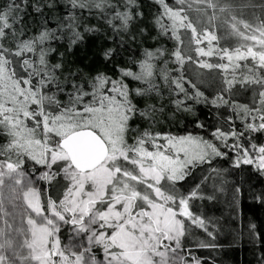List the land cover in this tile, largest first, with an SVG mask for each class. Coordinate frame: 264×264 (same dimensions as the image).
Listing matches in <instances>:
<instances>
[{"label": "snow or ice", "instance_id": "1", "mask_svg": "<svg viewBox=\"0 0 264 264\" xmlns=\"http://www.w3.org/2000/svg\"><path fill=\"white\" fill-rule=\"evenodd\" d=\"M185 2L178 0L181 5ZM206 2L209 7H216L211 0ZM70 3L73 8L103 9L108 0H70ZM157 3L162 7L157 23L164 34L171 32L182 45L180 30L190 29L196 45L208 42L207 50L198 46L196 53L202 57L213 55L211 45L217 40L214 33L197 32L184 8H173L167 0H157ZM20 9L21 4L10 0L7 7L0 10V40L9 32L14 33ZM116 19L127 25L131 16L128 12H117ZM165 19L169 23H164ZM232 20L235 21L233 31L245 42L232 50H220V58L227 59L228 63H197L208 69L218 67L227 71L231 67L233 78L227 81L231 88L240 62L251 59L252 67L239 82L260 85L264 89V20L255 26L236 21L235 16ZM238 24H242L245 31ZM52 38L54 34L44 31L35 39L21 40L15 51L0 44V128L10 137L9 143L0 148V154L8 155V159L0 160V214L4 218V226L0 227V264H97L91 255L96 245L104 250L105 264H176L175 258L170 260L169 253L175 254L181 247L186 231L185 219L181 217L205 231L207 228L205 220L189 208V200L197 193L178 196L174 184L185 178L189 165L210 162L211 157L224 153L213 143L191 134L176 136L144 130L134 137L133 143L128 142L129 121L137 113L150 118L155 111L154 106L139 109L131 98L132 92L144 96L156 87L152 80L154 56L151 52L146 53L139 73L121 70L122 77L142 81L146 88L130 89L124 79L113 80L98 74L90 82L91 91L72 83L73 91L62 103L54 93L45 91L50 84H56L58 90L63 91L56 77V70L62 65H49L43 47ZM26 53H32L36 59L23 58ZM110 54L111 50L105 56ZM173 56L181 67L186 60H192L180 47ZM13 57L21 58L16 62L20 75ZM257 70H262V74L258 75ZM176 84L183 92V85L179 81ZM259 97L264 106V90L259 92ZM218 99L227 103L222 96ZM176 103L179 106L182 102ZM238 107L246 114L260 112L261 123L248 127L264 130V108ZM217 134V138L236 136L235 132L225 133L219 129ZM258 152L254 158L243 149L236 166L256 163L257 168L264 170V146ZM9 153H14L16 159ZM25 155L48 169L41 174L42 180L51 183L63 173L69 183L59 203L51 197L45 202L41 191L27 180L21 159ZM53 166L56 171L52 170ZM5 189L12 212L5 207ZM17 200H22L26 207L19 213V226L13 228L7 217L15 220ZM61 224L73 226L77 236L87 234V246L79 245V251L70 244L62 246L58 235ZM86 254H89L87 259ZM180 260L182 262L183 258Z\"/></svg>", "mask_w": 264, "mask_h": 264}, {"label": "trees", "instance_id": "2", "mask_svg": "<svg viewBox=\"0 0 264 264\" xmlns=\"http://www.w3.org/2000/svg\"><path fill=\"white\" fill-rule=\"evenodd\" d=\"M9 2L0 0V10L5 9ZM15 2L21 4L17 13L19 22L15 25L14 33L9 32L0 40V44L15 51L21 40L35 39L44 31L54 34V38L46 41L43 47L47 51L49 65H62L56 70V77L63 91L58 90L56 84L48 85L45 91L54 93L62 103L67 101L68 93L73 91L72 83L91 91L90 82L98 74L113 80L124 79L130 89L146 88L147 85L142 81L122 77L121 70L139 73L141 62L147 58L146 53H153L152 80L156 87L144 96L132 92L131 98L139 109L154 106L155 111L150 118L137 113L129 121L128 142L133 143L134 137L144 130L176 136L191 134L213 143L224 153L211 157L210 162L189 165L185 178L174 184L178 196H188L193 191L197 193L196 197L189 200V208L205 220L207 228L205 231L181 217L185 219L186 231L177 252L182 255L183 261L176 264H264V170L257 168L256 163H241L239 166L235 163L243 149H247L255 158L259 154L258 149L264 146V130L248 127L249 124L258 126L261 123V113L252 111L246 114L238 107L247 105L250 109L264 108L259 102V92L264 89L260 85L239 82L241 76L246 75L252 67L251 59L240 62L241 67L235 72L236 82L231 88L227 85V81L233 78L231 67L225 71L218 67L202 68L197 63H228L227 59L220 58V50H232L245 42L233 31L232 24L235 21L232 17L255 26L264 20V0H211L215 8L209 7L206 0H186L183 5L178 0H167L173 8H184L197 32L210 31L216 35L217 40L211 45L213 55L208 57L199 56L195 51L198 46L207 50L208 42L196 45L190 29L180 30L184 41L182 45L178 44L171 32L164 34L157 23L162 11L157 0H133L132 3L129 0H108L110 6L106 5L103 9L73 8L70 0ZM221 8L226 10L221 11ZM117 12L130 14L127 25L116 19ZM164 23L169 22L165 19ZM238 27L245 31L242 24H238ZM177 47L181 48L185 56L192 57V60L185 61L183 67L173 56ZM109 50L111 54L106 57L105 53ZM23 58L35 60L36 56L26 53ZM20 59L13 57L18 75L22 74L16 63ZM257 74H262V70H257ZM176 81L183 85V92L177 87ZM197 92L202 95L197 96ZM221 96L227 103L218 99ZM214 100L216 103H213ZM177 101L182 103L177 106ZM29 126H32V122H29ZM217 129L225 133L235 132L236 136L217 138ZM9 140L6 131L0 128V148L7 145ZM146 147L152 150L150 145ZM9 155L13 160L16 159L14 153ZM6 159L8 155L0 154V160ZM21 159L22 171L27 180L41 191L42 199L46 202L51 197L59 203L69 183L63 173L49 183L40 179L41 174L48 171L45 166L36 164L26 155L21 156ZM52 170L56 171V166ZM4 195L5 207L12 212L8 191ZM16 204L19 207L15 209V220L11 216L7 217L13 228L19 226V213L26 207L22 200H17ZM3 219L0 214V227L4 226ZM107 231L111 233L110 229ZM58 235L62 246L72 240L75 243L73 248L76 249L78 244L84 246L87 234L77 236L73 226L61 224ZM172 246L175 247L174 242ZM91 255L105 262L101 246H93Z\"/></svg>", "mask_w": 264, "mask_h": 264}, {"label": "rangeland", "instance_id": "3", "mask_svg": "<svg viewBox=\"0 0 264 264\" xmlns=\"http://www.w3.org/2000/svg\"><path fill=\"white\" fill-rule=\"evenodd\" d=\"M6 183H7V181H6ZM6 191H7V189H6ZM6 191H5V193H6ZM69 244L72 245V246H75V243L72 240H68L66 242V245H69ZM79 245L80 244H78L77 247H75L76 249H74V250L79 251L80 250L79 249ZM84 246H87V242H84ZM88 255L89 254H86V259L88 258ZM169 258H175L176 263H181L180 258H183V257H182V255L180 253L176 252L175 254L170 253ZM95 260L97 261V264H105V262L103 260H98L96 258H95Z\"/></svg>", "mask_w": 264, "mask_h": 264}]
</instances>
